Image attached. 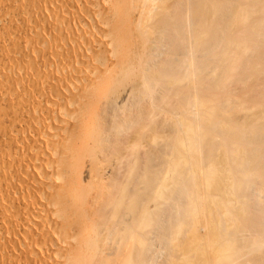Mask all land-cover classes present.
<instances>
[{"label": "bare ground", "instance_id": "6f19581e", "mask_svg": "<svg viewBox=\"0 0 264 264\" xmlns=\"http://www.w3.org/2000/svg\"><path fill=\"white\" fill-rule=\"evenodd\" d=\"M0 20V264H264V0Z\"/></svg>", "mask_w": 264, "mask_h": 264}, {"label": "rangeland", "instance_id": "374dc122", "mask_svg": "<svg viewBox=\"0 0 264 264\" xmlns=\"http://www.w3.org/2000/svg\"><path fill=\"white\" fill-rule=\"evenodd\" d=\"M13 11L16 12V10H13ZM1 24H2V21L0 20V25H1ZM130 79H131L130 81H129V78L127 79V80H128L127 83H128V82H130V83H132V82H133V83H136V82H137V79L134 78V77H131Z\"/></svg>", "mask_w": 264, "mask_h": 264}]
</instances>
